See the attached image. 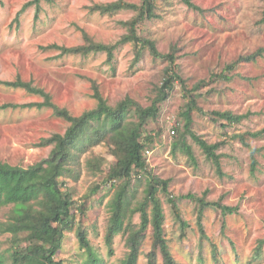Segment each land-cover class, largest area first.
<instances>
[{"label": "rangeland", "instance_id": "374dc122", "mask_svg": "<svg viewBox=\"0 0 264 264\" xmlns=\"http://www.w3.org/2000/svg\"><path fill=\"white\" fill-rule=\"evenodd\" d=\"M114 1L117 0H40L38 4L35 0L0 1V106L18 105L0 108V162L29 167L42 161L49 156L52 145L38 146L41 139L55 132L63 133L69 126L51 107H22L45 98L8 86L4 81L20 77L32 82L43 88L53 103L76 115L97 105L94 85L113 106L128 97L142 106L151 104L157 86L167 78L169 61L156 58L148 47L140 48L138 56L133 41L116 45L129 33L127 23L137 11L120 9L105 13L94 9L96 4ZM125 1L140 4L142 0ZM190 1L195 6L183 0H156L157 17L137 26L138 35L154 41L162 54L176 49V71L180 76L161 104L158 119L146 125V131L156 133L153 147L145 152L149 168L168 181V189L186 222L182 227L167 194L159 192L165 213V235L177 264H264V52L256 60H245L264 47V0ZM26 4L29 5L23 9ZM85 33L96 43L115 44L112 59L106 51L83 56L50 47L87 44ZM234 63V68L226 71ZM221 73L231 76V80L218 78ZM201 80L205 83L192 95L207 113L193 111L191 128L209 143L221 142L217 151L222 155L223 174L218 173L213 161L189 134L186 140L196 162L182 147L172 152L174 138L170 128L177 123L184 131L180 112L189 101L184 88L192 90ZM216 110L246 116L229 124L228 120L210 114ZM96 126H90L88 133ZM255 131L263 132L250 135ZM239 133L244 134L246 143L237 136ZM122 139L117 132V156H112L105 144L80 152V163L72 165L73 176L67 178L77 203L85 204L86 214L80 217V213L77 220L87 228L103 264H120L128 252L127 232L114 237L111 254L105 241L116 190L102 181L118 162ZM85 141L86 138L82 139L81 147H85ZM252 149L257 160L254 172ZM93 156L103 158L100 171L95 172L88 165ZM98 183L100 190L86 200L89 189ZM145 188L146 175L131 180L127 198L132 207L142 201ZM188 193L204 195L208 201H220L235 210L223 213L219 207H207L202 217L205 236L198 224L197 203L181 197ZM10 210L0 208V218L7 219ZM140 221V213H136L126 227L132 231ZM7 236L10 235L0 234V252L6 256ZM141 242L145 252L153 249L151 227ZM212 243L218 247L217 262ZM259 246L261 256L254 259ZM157 253L160 263L161 255L158 250ZM86 255L76 232H68L58 257L64 259V264H85ZM146 262V255H141L139 264Z\"/></svg>", "mask_w": 264, "mask_h": 264}, {"label": "trees", "instance_id": "16d2710c", "mask_svg": "<svg viewBox=\"0 0 264 264\" xmlns=\"http://www.w3.org/2000/svg\"><path fill=\"white\" fill-rule=\"evenodd\" d=\"M1 1V0H0ZM189 6H195L190 0H183ZM40 0H35L38 4ZM29 5L26 4L25 7ZM95 10L101 12H111L120 9H134L137 15L127 23L128 34L124 35L117 44L133 41L136 45L137 55H140V48L148 47L156 58H166L169 66L166 69V76L163 83L157 86V94L153 97L148 106H142L139 102L130 97L121 100L115 106L108 103L98 89L95 87V98L97 105L84 111L80 115L71 113L68 109L60 107L51 101V96L43 88L33 85L32 82L25 81L17 77L13 81L3 83L13 88H22L30 93L41 94L45 101L38 103L23 104L26 106H37L38 108L51 107L57 116L63 117L69 122V126L63 133L55 132L48 137H43L38 146L52 145L49 156L42 161L23 167L12 165L7 162H0V208L10 207L7 219L0 218V234H9L6 249L8 255L0 252V264H64V259L58 257L59 250L63 247L66 234L75 231L80 248L85 250V264H103V259L97 249L91 244L86 227L78 221V215L84 216L86 213L85 204H78L74 190L69 186L67 178L73 176L74 167L80 163V152L89 150L98 144H105L109 147V153L117 156L115 136L117 132L122 135L118 162L109 169L102 181L103 185L115 187L110 204L111 216L107 226L105 241L113 252L112 242L114 237L122 232H127L128 252L120 264H139L141 255H146V264H177L170 249L165 235V213L159 192L167 194L169 203L182 227L186 222L182 219L181 211L176 198L168 189V181L156 176L149 168L146 151L153 147L156 133L146 131V125L150 120H157L160 116L161 104L167 100L170 92L175 86L177 79H180L176 71V49L171 53L162 54L154 41L138 35V24L146 19L157 17L156 0H142L140 4L125 0H117L108 4L99 3L94 5ZM21 10L15 21L19 22ZM87 44L75 47H60L56 44L51 48L62 49L63 53H74L88 56L92 52L106 51L109 60L113 57L116 45H106L96 43L93 39L84 34ZM264 47L259 48L255 53L245 57L246 61L256 60L257 56L263 55ZM234 64L227 66L226 71L234 68ZM172 71V72H171ZM171 73V74H170ZM218 78L231 80V76L221 73ZM205 82L201 80L192 90L185 89L189 93L188 106L180 115L184 119V131H181L180 124L175 123L169 130L174 140L172 152L178 147H182L189 157L196 162L192 146L187 142L186 136L189 134L194 141L202 148L206 156L211 159L219 174H223L221 164V153L218 149L221 142L209 143L198 135L192 128L193 111L205 113L203 107L199 106L197 99L192 92ZM184 84V83H183ZM185 86V85H184ZM192 95V96H191ZM18 105L4 104L0 108L17 107ZM207 113V112H206ZM211 115L228 120L229 124L241 121L245 114H234L231 111H212ZM96 123L94 131L89 134L90 126ZM224 125V123H223ZM263 131L249 132L250 135L258 136ZM178 136V137H177ZM240 139L245 140L244 134H237ZM177 137V138H176ZM85 147L82 146V139ZM100 156L89 158L88 165L95 172L100 171ZM257 167V160L252 149L251 168L254 172ZM146 175L145 194L136 206L132 207L127 198L129 184L135 177ZM77 176V175H75ZM101 188V183L92 186L84 198L89 199ZM197 203L198 224L205 235L202 226L204 210L209 206L219 207L223 213L233 212L235 207L223 205L220 201H208L206 197L188 193L182 195ZM151 208V210L149 209ZM140 213V223L130 231L126 226L131 222L133 216ZM152 228L153 249L145 252L142 249L141 241L149 228ZM206 236V235H205ZM214 261H218V247L212 243ZM161 255V262H158V253ZM261 256V247H257L253 258ZM204 262L203 257H199ZM218 264V263H216ZM226 264V263H225Z\"/></svg>", "mask_w": 264, "mask_h": 264}]
</instances>
